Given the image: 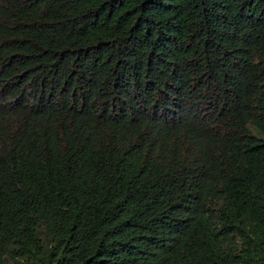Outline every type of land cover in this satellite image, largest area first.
I'll return each instance as SVG.
<instances>
[{
    "label": "trees",
    "instance_id": "obj_1",
    "mask_svg": "<svg viewBox=\"0 0 264 264\" xmlns=\"http://www.w3.org/2000/svg\"><path fill=\"white\" fill-rule=\"evenodd\" d=\"M0 264H264V0H0Z\"/></svg>",
    "mask_w": 264,
    "mask_h": 264
}]
</instances>
